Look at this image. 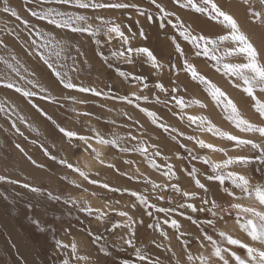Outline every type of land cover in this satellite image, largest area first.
Instances as JSON below:
<instances>
[{"label":"snow or ice","instance_id":"obj_1","mask_svg":"<svg viewBox=\"0 0 264 264\" xmlns=\"http://www.w3.org/2000/svg\"><path fill=\"white\" fill-rule=\"evenodd\" d=\"M171 2L173 8L166 7L163 0H148V4L155 9V13H153L148 8L141 7L135 2H127V0H23L26 11L38 22L36 24L24 18L9 3V0H0V11L9 14L23 26L28 36V41L21 42V47L28 56L35 55L38 57L62 89L105 99L115 98L122 104L133 106L148 118L152 126L162 130L182 150L183 154L181 152L175 153L176 159L182 162L198 161L202 166H207V170L201 172V169L195 165L191 168L182 167L177 169L170 162L172 157L163 153L159 145L150 142L152 137L148 135L144 125L126 112L123 115L131 123L121 125L129 129L127 134L123 136L115 132L107 136L94 128L89 129L91 134H81L60 126L35 103L34 98L50 103H59L60 99L69 100L73 104H84L87 101L77 100L75 96L62 95L59 98L54 96L39 80L34 79L35 72L30 70L15 54H10L9 57L0 55V63L6 69L5 72L0 73V87L13 90L23 97L36 111L40 112L42 116L56 126L57 130L66 138L70 147L80 149L81 154H89L99 161L101 165L114 169L119 175L126 177L129 181L142 183L146 187L141 191L127 187L112 186L106 182L101 183L91 178L89 172L82 170L78 163L69 161L67 157L60 158L58 163L70 170L73 175L82 178L89 185H95L114 193L118 192L122 196L127 194L129 198H132V203L130 206L126 205L125 207L130 210H120L111 205H108L106 209L94 208L82 199L77 200L71 195L63 197L54 195L51 191H46L29 183H23L20 186L39 195H44L46 192L49 200L62 201L65 205L78 207L81 212L93 217L98 222H104L110 214L123 218L122 221L114 223L113 231L122 229L126 230V232L118 237L120 242L113 243L112 247L118 251H123L125 246L133 249L139 264H161V262L158 258L153 259L148 255L145 251L146 246H138L136 226H143L145 222L142 218L137 219L134 212L131 211L137 208L142 209L143 215H147L150 218L154 217L152 222L148 223L146 227L158 233L164 241H168V244L165 245L155 239L151 240L150 243L155 248H163L171 253L170 264L172 261H174V264H230L226 256L234 260L235 264H264V181L253 184L249 177L235 170L236 168H247L254 162L264 165V53L258 50L250 36L242 29L236 16L219 0H171ZM240 3L246 6L247 15L252 23L264 24V0H240ZM29 5L32 6L29 7ZM257 5H259L260 10H257ZM107 9H135L140 16L148 20H152L155 15L159 19V27L161 29L170 26L174 30L175 35L171 37V42L175 52L181 59V64L177 67L175 63H170L168 66V71L172 75L169 84L166 85L157 81L150 85L142 77L115 67L117 75L123 81H134L137 84H142V87L138 92L134 91L131 94L113 97L110 92L106 93L79 80L80 62L78 56L82 55L81 49L78 44L62 38L60 33L80 34L91 38L96 45L98 55L109 68H113L114 65L109 63V57L101 49L104 42L111 45L113 40L119 42L117 50L111 52V56L115 60L133 64L135 59L143 57L145 62L156 70L157 74L165 68V65L161 63L150 48L132 46L131 39L136 34L131 33V29H128L131 35L126 34L121 24L117 23L114 18L101 14L102 10ZM173 9L193 13L197 17H202L215 25L221 26L223 31L215 35H208L198 31L190 22L185 21L178 11ZM39 22H44L45 25L51 27L45 29L40 26ZM56 30H60V33ZM5 33L14 36L17 41L20 40L19 34L13 29H6ZM101 35L106 38L104 42L100 39ZM139 36L146 39L143 29L140 30ZM181 40L188 45V51L182 46ZM0 47H8L4 43L2 36H0ZM73 52L76 55H73ZM232 57H243L244 62H233ZM196 58L202 59L210 70L225 78L232 87L240 89L242 93L251 99L253 102L251 107L258 114L259 123L245 118L237 103L234 102L228 93L213 82L207 74L198 70L195 62ZM84 63H87V61L85 60ZM180 73H184L191 82L202 88L224 120L235 129H238L240 133L252 134V136L246 138L225 131L218 127L207 115L189 114L187 109L193 107L206 109L208 105L200 99L188 95L187 86L182 85L178 81ZM150 87L162 94L163 98L159 94H153L150 99L145 91ZM142 103L144 105H163L179 121H186L188 127L194 126L193 134H187L170 125L157 111L142 106ZM60 106L63 107V105ZM70 110L77 115H91L88 112H77L75 108ZM109 111H112V109H109ZM0 113H3L10 121L12 129L18 135L24 136V132L17 126V121L32 129V126L27 123L26 118L14 104L0 101ZM109 123L115 124V121H109ZM137 125L138 128L136 130L139 135L132 132L133 127ZM196 132L208 133L221 141L230 142L232 147L229 149L206 142L195 135ZM25 138L27 139V137ZM186 142L197 145L199 150L220 153L224 158L213 160L209 155L203 154L202 151H194ZM32 143L35 144L36 141L33 140ZM94 145L110 147L123 154H138L151 169L160 173L164 178V182L157 183L141 172L139 166L132 173L122 172L114 164L106 163L102 158L101 152ZM16 147L21 152H24V149L19 144ZM41 148L49 159L57 160V157L51 155L43 145H41ZM245 148L255 150L258 156L229 154L230 150L239 152ZM25 155L27 156V153ZM158 158L163 163H159ZM28 159L36 167H44L41 164H37L31 156H28ZM124 163L133 165L136 162L133 159H127ZM178 172H183L190 177L195 189L198 191L182 189L178 183ZM61 179L72 187L82 190L83 193H88L89 191L88 188L78 183L75 179L70 180L67 175L62 176ZM203 181L216 182L217 186L222 189L223 195L227 197V200L218 202L215 195L211 194L210 186ZM0 182L20 184L19 181L2 175H0ZM226 182L231 187L226 186ZM147 186H150V189ZM169 191L179 194L184 199L173 206L172 197L164 195L165 192ZM91 194L95 195V193ZM5 199H7L6 196ZM243 199H254L258 202L259 208L245 206L236 202ZM165 202L168 206H161ZM119 203L120 201H117V204ZM28 207L31 209L32 206L29 205ZM234 212L235 223L247 235L250 242L234 238L233 235L224 230L217 233L220 238L218 241L213 235L204 230L203 226H211L215 229L218 222L225 221L226 217H232ZM196 213H207L211 218L199 219L192 215ZM160 214L163 215V219H161ZM177 217L186 219L197 226L200 235L194 239L200 249H207L210 246L211 251L207 255L204 252L198 255L193 254L191 241L187 238L191 233L182 230L183 225ZM34 223L41 231L45 230L41 227L38 220L34 221ZM165 226L172 231L177 241L181 244L182 257L177 256L171 247V237L169 232L165 230ZM81 231L86 232L92 238L93 243L99 244L100 236L94 234L90 228H82ZM52 232L54 233L55 229H52ZM53 239L57 250L64 256L61 264H79L80 261L88 260L87 256L80 254L75 238L70 243L55 239L54 235ZM223 244L232 247L222 246ZM233 247L245 250L246 258H242L236 251H233ZM99 250L106 256L112 254L104 245H100ZM124 264H128V261H124Z\"/></svg>","mask_w":264,"mask_h":264},{"label":"rangeland","instance_id":"obj_2","mask_svg":"<svg viewBox=\"0 0 264 264\" xmlns=\"http://www.w3.org/2000/svg\"><path fill=\"white\" fill-rule=\"evenodd\" d=\"M219 1L228 10H231L232 8L239 9L240 12L244 13L246 20L249 17L247 15L246 6L241 4L240 0H232L233 5H231V0L230 2L229 0L228 2H222L223 0ZM9 3L15 7L24 18L31 20L33 24L38 23L26 11L23 0H9ZM31 6L32 5H29V7ZM257 10H260L259 5H257ZM138 20L139 19H137L136 22L139 24L143 22ZM39 24L45 29H49L51 27L45 25L44 22H39ZM213 24L214 23H212L211 26H215ZM206 26L208 25H205V27ZM256 26L259 25L257 24ZM6 29H13L19 34L20 40L17 41L14 36L6 34ZM56 31L60 33V30ZM60 35L62 38L70 40L74 44H78L81 49L82 55L78 56V60L80 62L79 80L83 81L86 85L95 86L106 93L110 92L112 95H123L119 92L121 91L119 86L117 90L114 88L112 79H115L116 76L110 72L108 69L109 67L103 63L102 59L98 55L96 45L93 43L91 38L67 32L60 33ZM0 36L3 37L4 43L8 46L7 48L0 47V55L9 57L10 54H15L17 58L20 59L30 70L35 72L34 79L39 80V82L43 86L47 87L54 96L58 98L62 95L75 96L77 100H81L80 98L82 97V100L84 99L87 101V103H84V112H91V115L82 116L79 120L75 121V112L70 110L75 108V104L71 101L60 99L59 103H50L34 98L35 103L47 112L48 115L57 122V124L81 134H91L89 132V122L94 120L100 129L103 127L100 130L102 134L109 136L107 133L108 129L110 134L114 132H117L120 135L123 134L121 125H125L126 120L125 116L122 114V108L119 107L122 103L112 99H105L103 97H95L90 94L78 93L74 91L70 92L62 89V87L55 82L51 72L38 59V57L35 55L28 56L21 47V42L28 41V37L23 29V26L20 25L15 18L11 17L9 14L3 13L2 11H0ZM102 37L103 35L100 37L101 40ZM263 41L264 40L262 39V43ZM114 46L115 43L108 45L110 53L114 51ZM83 47H86V49H83ZM111 48H113V50ZM73 55H76V53L73 52ZM85 60H89V62L85 64ZM109 63H112L110 59ZM203 66L205 67L207 65L202 62L201 67L203 68ZM207 68L209 67L207 66ZM207 68L205 67V69H203L207 70L209 74L216 76L215 72H211L209 71L210 68ZM5 71V66L0 63V73ZM100 81L102 82L100 83ZM108 88L112 92L110 90L108 91ZM229 89L231 90V88ZM229 89L227 85V90ZM124 93L129 94L126 92ZM243 95L246 96L245 94ZM244 98H242V100ZM0 101H6L14 104L20 113L26 118L27 123L32 126V129H29L24 124L17 121V126L24 132V136H20L14 129H12L11 123L5 115L0 113V175L20 182V184L0 182V264H61V260L64 256L57 250L53 235L55 236V239L63 240V234L65 232L62 228H68L67 230L71 231L69 239L68 241L66 239L67 242L65 243H70L72 241L74 237H71V235H73L76 231H79L77 234H82L90 240V243L92 244L91 246H93V248L91 247V252H93L92 254L94 256L90 259V264H93V261L95 264L98 263L101 257L106 259L103 253L99 250L98 244L93 243L92 238L89 237L86 232H82L81 229L90 228L94 234L99 235L101 239H105L101 236H109L110 233L106 234L107 231L103 232V229L111 230L113 228L114 223L117 222L114 215L108 216L104 222H99V226L97 227L96 224H98V221H95L93 217L87 216L86 213L81 212L78 207L65 205L62 201L49 200L46 192L44 195H39L20 186L23 183H29L34 186L41 187L46 191H51L54 195H60L62 197L68 195L72 196V194L77 191L82 192L61 179L64 175H67L70 180L75 178L70 170L64 168L58 163L60 158L67 157L68 154H71L73 158H75V156L80 154V149L70 147L66 138H64L57 130L56 126L42 116L40 112L36 111V109L27 103V101L18 93H15L10 89L0 87ZM106 103H109V109L112 108L111 106L113 104L118 107V111H115L114 115H111L113 113L112 111H109L108 114H110L112 118H108V114L103 111V107L106 106ZM241 104H243L242 107H245V109H251V105L248 107L244 105V103ZM60 105H63V107ZM109 121H115V124L109 123ZM136 127L138 128V126ZM183 132H185L184 129ZM208 135L210 136V134ZM25 137H27V139ZM33 140L36 141L35 144L32 143ZM187 143L189 145L192 144L191 142ZM17 144L24 149V152H21L16 147ZM41 145L47 148L51 155L56 156L57 160L49 159V157L44 154ZM25 153H27V156ZM28 156H31L37 164H41L44 167H36V165L28 159ZM173 156H175V153H173ZM73 158L69 161L74 162ZM258 167L260 168L261 177H264V170H262L264 169V165L259 164ZM260 180H264V178H254L253 184L261 182ZM82 184L84 187L88 188L87 182ZM212 194L214 193L212 192ZM5 196L7 199H5ZM217 201L221 202L223 200L220 198ZM29 205L32 206L31 209H29ZM203 218H205V216L200 214L199 219ZM37 220L40 222L41 227L45 229L44 231H41L34 223V221ZM234 222L235 213H233V216L231 217V229L233 228L232 225L236 224ZM52 229H55L54 233L52 232ZM230 233L234 238L240 237L241 240L243 239L242 241L250 242V239L246 237L247 235L243 231H241L244 235L242 236L243 238L238 235V232L234 233V230H230ZM101 239L99 245L102 243L107 244V242H102ZM224 245L228 247V245ZM208 249L209 248L205 250L210 252L211 250ZM232 250L236 251L242 258H246L245 250L235 247H233ZM145 251L147 252L146 249ZM130 255L135 257L134 252ZM153 257L155 259L158 258L159 260L162 259L160 256L158 257L154 255ZM226 258L229 259L230 264H235V261L230 257L226 256ZM112 259L113 261L116 260V256L114 255L109 262H111ZM131 264L139 263L132 262Z\"/></svg>","mask_w":264,"mask_h":264},{"label":"crops","instance_id":"obj_3","mask_svg":"<svg viewBox=\"0 0 264 264\" xmlns=\"http://www.w3.org/2000/svg\"><path fill=\"white\" fill-rule=\"evenodd\" d=\"M127 2H135V3L139 4V5H141V7L148 8V10L150 12L155 13L154 7H152L151 5L148 4V0H136V1H134V0H127ZM163 2H164V4H165L166 7L173 8V5H172L171 0H163ZM222 2H228V0H223ZM229 2H230V0H229ZM231 5H233L232 4V0H231ZM173 10L178 11V13L181 15V17L185 21L190 22L193 25L194 28H196L198 31H202L205 34L215 35V34L223 31V30H221L222 27H220L218 25H215V24H213L215 26H211L212 23H210L209 21H207L206 19H204L202 17H197L193 13H190V12H187V11L178 10V9H173ZM101 14L104 15V16H106V17L108 16V17L114 18L117 23H120V24L122 23L121 26L125 30L126 34L131 35V33H135L136 34L135 37L131 39L132 46L133 47H138L139 46V47H148V48H150L154 52V54L158 57V59L160 58L159 60L161 61V63H163L165 65V68L163 69V71L160 72L159 74H157L156 73V70L153 69L147 62H145V59L143 57H140V58L135 59V62L133 64H126V63H124L122 61L115 60L114 58H112L111 53L109 52V49H108V45L109 44L106 43V42H104L106 40V38L103 36L101 41L104 42V43H103V48L101 50L104 52V54L106 56L109 57V59L112 61V64L114 65V67L112 69H110V68H108V69L110 70V72H112L113 74H115L118 82L121 84V91H119V92L122 93L123 95H125V93H124V89L125 88H129V87L135 88L136 85H138L136 88L140 89L142 87L141 86L142 84H137L134 81L133 82H125V81H123L122 78H120L117 75V73L115 71V67H119L123 71L132 72L135 75H138V76L142 77L143 80L147 81L150 85L153 84V83H155V82H157V81L162 82L163 80L164 81H167V83H170V80L172 79V75L168 71V66L170 65V63H175L177 65V67H179L180 64H181V59L178 56V54L175 52L174 46L172 45V42H171V37L173 35H175L174 30H172L170 28V26L169 27H165L166 29L165 28L161 29L159 27V19H158L157 16L154 15V18L152 20H148L145 17L140 16L136 12L135 9H123V10L107 9V10H102V13ZM136 18L137 19L142 18V19H140V21H143V22L141 24L137 23L136 22V20H137ZM247 20H248V22H250V18L249 17L247 18ZM256 24L259 25L260 23H256ZM205 25H208V26L205 27ZM240 25H241L242 29L244 31H246L247 34L250 36V38L252 39V41L255 44V46L258 49L260 48L259 50L262 51V47H261L262 45L261 44L264 45V41H263V43L261 41H262V39H264V36H263L264 35V30H263L264 29V24L263 25L260 24V26H256L255 27V29L257 28L256 34L258 35V37L255 36L256 34H255L254 30L252 31L253 34L251 33V31H248L246 29L247 27H245V25L243 24L242 21L240 22ZM260 27H261L262 31H261ZM128 29H131V33L128 32ZM141 29H143V31L145 33V36H146V39L145 38H141L139 36V32H140ZM258 29H260L261 32L258 31ZM165 33H166V35H165ZM252 35H253V37H252ZM255 38L258 39L260 43L258 42V40H255ZM180 42H181L182 46H184L185 50L187 51L188 50V45H186V43L183 42L182 40ZM113 43H115V46L117 45V47H118L119 43H118L117 40H113ZM115 46H114V50H115ZM83 49H86V47H83ZM111 49L113 50V48H111ZM231 59H232L233 62H244L243 61V57H232ZM86 61H87V63L89 62V60H86ZM195 62L197 64L198 70L200 72L205 73L208 76H210V78L213 81H219V78H220V81L221 82H224L227 85L229 84L228 89L231 88V90H233V91H231L229 89L227 91V93L229 94V96L232 99L234 98V100H235V97H233V96H237V98L240 100L239 103H244V105H246L248 107L253 103L250 98H248L247 96H244L243 95L244 93H242V91L240 89H237V88L232 87V85L227 80L225 81V78H223L219 74L216 73V76L213 75V77H211L212 74H209V72L207 70H204L201 67L202 62H203L202 59L196 58ZM87 63H85V64H87ZM133 69H135V70H133ZM211 72H214V71L211 70ZM179 77H180V79H179ZM179 77H178L179 82L182 85H186L187 86V88H188V95L194 96L195 98L200 99L202 102H204V103H206L208 105V107L206 109H203L204 111L202 109H199L198 107H193V108L187 109V111H188L189 114H195V115H197L198 111H202L201 113L199 112L198 115H201V114L207 115V116H209L210 119H212V121L214 123L216 122V123H219V124H222V125L229 126V128L231 130H233L237 135H242V136H244L246 138L252 136V134L239 133L238 132L239 131L238 129H235L226 120H224L223 119V116L219 113V110L214 107V105L210 101V98L202 90V88L199 87L198 85H196L195 83L191 82L186 77V75L184 73H180ZM223 79H224V81H222ZM113 86H114V88L116 90L118 89V85H114L113 84ZM145 91H146V94L149 95L150 99L152 98L153 94H159L152 87H150L148 90H145ZM159 95L162 96V94H159ZM112 96L113 97H118L119 95L118 94H113ZM162 98H163V96H162ZM242 98H244V99L242 100ZM112 100L118 101L117 99H112ZM125 105L126 104L119 105V107L122 108V114H123V112L125 113V111L127 110L126 113H129L128 111H130V113L128 115L131 114L132 117H133V115H137V117L139 116L137 118V121H139L140 124H144V129L147 131L148 135L151 136V137H153L151 139V141H150L151 143H155V144L159 145L160 148L162 146L161 150L163 151V153H165V154L168 153L167 155L169 157L172 156L173 157L172 160H175L176 159L175 156H173L172 153L181 152V154H183L182 150L178 148V146L175 144V142L171 141L168 138L167 134H164L162 132V130L157 129L155 126H152L151 123H150V121L148 120V118L143 113H141L138 109L132 107L131 105H126L127 107ZM108 106H109V103H106V106L103 107L104 112H107L106 114L109 113V107ZM143 106H144V104H143ZM145 106L148 107V108H151L152 110L157 111V113L167 123H169L170 125L175 126L180 131H183V129H185V133H187V134H193V128H194V126L193 127H188L186 121H184V122L179 121L175 116L172 115V112H170L163 105L160 106L158 104H154V105L153 104H147ZM242 106H240L241 107L240 110L242 111V113H244L245 118L248 117L252 112L255 115L258 116V114L255 113V111H254V109L252 107H250L252 109V112L250 113L249 111H247L245 109V107H242ZM75 107H76V104H75ZM106 110H108V111H106ZM115 111H118V107H116L115 104H113L112 105V113L113 114H111V115H114ZM173 111H175V109H173ZM247 112H249L250 114L247 113ZM107 117L108 118H112V116H110V114H108ZM125 120H126L125 125L131 123V121H129L127 119V117H125ZM145 120H146V123H145ZM255 122L256 123H259L260 121H255ZM122 129H123L122 136L123 135H126L127 132L129 131L126 127H122ZM136 129H137L136 126L133 127L132 132H133V134L138 135V132H137ZM108 130H107V133L110 136L111 134L108 132ZM199 134L207 135L208 133H199V132H196L195 133V135H197V136ZM144 138H147V137H144ZM214 138L217 139V140H219L216 137H214ZM159 139H161V140L159 141ZM157 141H158V143H157ZM166 141H168V144L170 143L169 146H168V144H167ZM162 142L164 144H166L168 147L166 145H164V144H161ZM224 142L226 143V145L229 146L228 148L231 149V147H232L231 146V143L230 142H227V141H224ZM173 146H175L176 150H175V148ZM165 147H167V148H165ZM169 147L171 148V150H170ZM167 149H168V151H167ZM169 152H171V153L169 154ZM239 152H241V153H243L245 155H248V156H258V153L255 150H250L248 148L242 149ZM233 153L235 155L238 154V152H236V151H234ZM106 155L107 156H111L112 159H114L113 157H115V159H114L115 161L112 160L113 161L112 164H114L116 166V168H118V167L123 168L124 167L122 172H128L129 171V173H132V172H134L135 168L137 166H139L140 169L143 168V170H145V171H142L141 170L142 172H144L145 174L146 173L148 174V172H149V175L150 176H153V174H160L159 172L151 169L147 165V163L143 161V158L140 157L138 154H135V153H133V154H123V153H119V152L111 149L110 147H107V153H106ZM76 157L77 156H75V158ZM68 159L70 160V158H68ZM127 159H133L136 163L133 164V165L125 164L124 161L127 160ZM158 160H159V158H158ZM176 160H177V164H179L181 168L182 167L191 168L193 165H195L198 168H199V165L201 166V164L198 161H191V162H189V161H183L182 162V161H180L178 159H176ZM119 161H120V163H119ZM158 162L159 163H163L160 160ZM258 166H259V163L258 162H254L253 164L249 165L247 168H236L235 170L238 171V172H240V173H242V170H246V172L249 171V173L252 174L254 176V178H257V179L264 178V177H261L262 175L260 174L261 172H260V168ZM204 167H205V170H207V166H204ZM200 169H201V172H203L202 167H200ZM181 173H182V175L184 177H181L179 179L178 183H179V185H181V187L183 186L182 189L187 190L188 187L191 186V187H193V189H192L193 191H198L197 189H195L194 184H193L192 180L190 179V177H188L187 175H185L183 172H181ZM178 175H179V172H178ZM92 178L100 181L101 183H105L106 182V183H108V184H110L112 186H118V187H123L124 186V187L130 188V189H133V190H141V191H143L144 188L146 187L142 183H137V182H134V181H129L126 177L119 175L114 169H111V168H108L106 170L105 174H103V175L98 176L96 174H93V177ZM150 178L152 179V177H150ZM116 179H117V182H116ZM260 181H264V180H260ZM121 182H123V183H121ZM174 182H176V181H174ZM204 182L207 183L210 186V188H211V194H212V192L214 194H216V195L220 194V198L222 200H227V197H225L223 195L222 189L217 186V183L216 182H212V181H204ZM187 183H189V184H187ZM226 186L231 187L229 184H227V182H226ZM87 187L89 189L88 192L95 193V195L97 197L99 196L98 197L99 199H101L102 201H105L107 204H110L111 203V205H114L116 208L119 207L118 209L130 210V209H126V207H123V206H126V205H131V202H132V198H129L127 196V194H125V195L122 196L118 192L114 193V192L108 191V190H106L104 188H101V187H98V186H95V185H89V184H87ZM134 187L136 189H134ZM147 187L150 189V186H147ZM164 195L166 197H168V196L173 197L172 198L173 201H174V205L173 206H175V204L180 203L184 199L179 194L171 193L170 191L169 192H165ZM117 201H120L121 202L120 205L117 204ZM197 203H199V201H197ZM161 206H168V204L165 202V203H162ZM131 211L134 212V215L135 216L137 215L136 216L137 219H141L142 218L144 220V222H145V225H143V226L142 225H137L136 226V228H137V241H138V246H141V245L142 246H146L145 249L147 250L148 255L150 257H152L153 259H155L153 257L154 255L155 256H158V257L160 256L162 258L160 260L161 264H170L171 253L165 251L163 248H160V249L155 248L150 243L151 240L155 239V240H157L159 242H163L166 245L168 244V241H164L163 238L160 237L158 233L153 232L151 229H148L146 227V225L148 223L152 222V220L154 219V217L150 218L147 215H143L142 209H140V208L135 209V211L134 210H131ZM200 214L204 215L205 217L211 218L210 215L207 214V213H196V214H192V215H194V217H196V218H199V215ZM112 215H114L116 217L117 221H121V220H119L118 216L115 215V214H110L109 216H112ZM160 215H161V219H163V215L162 214H160ZM177 218L180 219V222L183 225L182 230H186L187 232L191 233V235L188 236L187 238L191 241V250L193 251V254L194 255H198L201 252H204V254H205L207 252V250L200 249L198 243L194 239L196 236L200 235V232H199V229L197 228V226L191 224V222L188 221V220H186V219H183L181 217H177ZM224 225H226V226H224ZM203 227H204V230L205 231H207L210 235H213L214 238H216L219 241L220 238L217 235V233L219 231L224 230V231H227L230 234L231 217H226L225 218V221L218 222L215 229H213L211 226H203ZM165 230H167L169 232V236L171 237V247L174 249V251L176 252L177 256H181L182 257L183 256V252H182V246H181V244L177 241L176 237L173 235L172 231L167 228V226H165ZM106 231H107L106 234L110 233V235L109 236H101V237L105 238V239H101V241L102 242H107V244H104V243L101 242L102 244H100V245H104L107 248V250L110 251L112 254L110 256H106L101 251L103 253V255L106 257L105 261L102 264H124V261H128V264H131L132 262L139 263V261H137V259L135 257H133L132 255H130L132 252H134L133 249L128 248L127 246H125L123 251H118V250H116V249H114L112 247L113 243L120 242L118 240V237L120 235L124 234L126 232V230L117 229L114 232L113 231V228L111 230H109V229H103V232H106ZM76 232H79V231H76ZM100 245L98 244V248H99ZM222 246H225V245L223 244ZM228 247H230V246H228ZM92 248H93V246H92ZM208 248L210 249V246ZM176 249H178V251ZM114 255L116 256V260L113 261V259H112V261L109 262ZM167 255L169 256V258H168ZM99 261L96 264H99ZM93 264H95L94 261H93ZM171 264H174V261H172Z\"/></svg>","mask_w":264,"mask_h":264},{"label":"bare ground","instance_id":"obj_4","mask_svg":"<svg viewBox=\"0 0 264 264\" xmlns=\"http://www.w3.org/2000/svg\"><path fill=\"white\" fill-rule=\"evenodd\" d=\"M229 11H231L235 16H236V18L238 19V21H239V23L242 21L243 22V24L245 25V27H247L246 29L248 30V31H251V33H252V31L254 30V32H255V34H256V30H257V28L255 29V27H256V25L257 24H253L251 21V23L250 22H248V20H246L245 19V16H244V13L243 12H240V10L239 9H234V8H232L231 10H229ZM133 16V15H132ZM139 16V15H138ZM137 19V18H136ZM135 19V20H136ZM140 19H142V18H140ZM139 19V20H140ZM138 20V21H139ZM204 23V22H203ZM122 24V23H121ZM263 25V24H262ZM259 26H260V24H259ZM166 29V28H165ZM260 29H261V27H260ZM260 29H258V31H260ZM264 30V29H263ZM261 31H262V29H261ZM260 31V32H261ZM165 32V31H164ZM246 32V31H245ZM247 33V32H246ZM250 33V34H251ZM253 34V33H252ZM254 34V35H255ZM165 35H166V33H165ZM255 36H257L258 37V35L256 34ZM264 36V35H263ZM28 37V36H27ZM252 37H253V35H252ZM263 38V37H262ZM255 40H258V39H256L255 38ZM254 40V41H255ZM264 40V39H263ZM257 42V41H256ZM258 42H259V40H258ZM262 42V41H261ZM112 43H113V41H112ZM119 43V42H118ZM117 43V44H118ZM186 43V42H185ZM260 43V42H259ZM173 45V44H172ZM187 45V44H186ZM262 46V53H264V45L263 44H261ZM184 47V46H183ZM259 47V46H258ZM117 45L115 46V50H117ZM260 49V48H259ZM258 49V50H259ZM188 51V50H187ZM20 53V52H19ZM160 59V58H159ZM179 60V59H178ZM135 65V64H134ZM201 65V64H200ZM206 65V64H205ZM206 68H207V66H205ZM205 67L203 66V68L205 69ZM134 68V67H133ZM207 69H209V68H207ZM133 70H135V69H133ZM209 71H211V70H209ZM135 72V71H134ZM219 76V75H218ZM107 77V76H106ZM210 77V76H209ZM211 77H213V75L211 76ZM107 79H108V77H107ZM179 79H180V77H179ZM103 80H104V78H103ZM113 80V83H114V85H118L120 88H121V84L118 82V80H117V78L115 77V79H112ZM111 80V81H112ZM111 81H109V82H111ZM179 81V80H178ZM222 81H224V79L222 80ZM225 81H226V79H225ZM102 81H100V83H101ZM103 82H105V81H103ZM163 83H165L166 85L167 84H169V83H167V81H162ZM213 82H215L216 84H218L224 91H228L227 90V84H225V83H223V82H221L220 81V78H219V81H213ZM108 83V82H107ZM112 83V82H111ZM103 84V83H102ZM109 84V83H108ZM108 84H107V86H108ZM138 85H136V87H137ZM142 86V85H141ZM193 86V85H192ZM228 86H229V84H228ZM134 87V86H133ZM131 88V87H129V88H125L124 89V92H126V93H132V92H134V91H139L140 89H138V88ZM195 88V87H194ZM110 89L108 88V91H109ZM148 90V89H147ZM151 90V89H150ZM192 90V89H191ZM107 91V90H106ZM111 91V90H110ZM231 91H233V90H231ZM112 92V91H111ZM157 92V91H156ZM197 92V91H196ZM200 94V93H199ZM231 94V93H230ZM229 95V94H228ZM80 97V96H79ZM233 97H235V100H234V98H233V100H234V102H236L237 103V106L239 107V108H241L240 106H242L243 104H241V103H239L240 102V100L236 97V96H233ZM81 100H82V97L80 98ZM84 100V99H83ZM103 101V100H102ZM117 104V103H116ZM154 105V104H153ZM84 104H76V107H75V109L77 110V112H84ZM110 106V105H109ZM108 106V107H109ZM126 106V105H125ZM145 106V105H144ZM112 107V106H111ZM127 107V106H126ZM152 107V106H151ZM125 108V107H124ZM131 108V107H130ZM88 109V108H87ZM105 109V108H104ZM112 109V108H111ZM128 109V108H127ZM149 109H151V108H149ZM197 109V108H196ZM211 109V108H210ZM121 110V109H120ZM136 110V109H135ZM152 110V109H151ZM203 110V109H202ZM246 110L247 111H249L250 113H251V109H249V108H246ZM86 111V110H85ZM104 111V110H103ZM106 111H108V110H106ZM122 111V110H121ZM124 111V110H123ZM127 111V110H126ZM125 111V112H126ZM204 111V110H203ZM87 112V111H86ZM129 113H130V111H128ZM188 112V111H187ZM199 112L201 113L202 111H198V113H197V115L199 114ZM249 112H247V113H249ZM91 113V112H90ZM105 113H107V112H105ZM124 113V112H123ZM128 113V114H129ZM136 113V112H135ZM207 113V112H206ZM249 113V114H250ZM138 114V113H137ZM203 115V114H202ZM243 115H244V113H243ZM246 115V114H245ZM74 116H75V121H77V120H79V118H81L82 117V115H77L76 113L74 114ZM129 116H131V114L129 115ZM166 116V115H165ZM139 117V116H138ZM137 115H133V118L134 119H136L137 120ZM141 117V116H140ZM142 118V117H141ZM247 119H249L250 121H253V122H255V121H259L258 120V118H257V115H255L253 112L248 116V117H246ZM143 119V118H142ZM141 119V120H142ZM81 120V119H80ZM87 120H89V119H87ZM91 120V119H90ZM69 122H73V121H69ZM145 123H146V120H145ZM74 124V123H73ZM215 124L218 126V127H221L223 130H225V131H228V132H231L232 134H236L233 130H231L230 128H229V126H227V125H222V124H219V123H216L215 122ZM71 125V124H70ZM144 125V124H143ZM148 126V125H147ZM152 127V126H151ZM89 128L90 129H92V128H94V129H97V130H101L97 125H96V121H94V120H92V121H90L89 122ZM119 128V127H118ZM127 128V127H126ZM120 129H121V127H120ZM185 130V129H184ZM101 132V131H100ZM239 132V131H238ZM240 133V132H239ZM126 134V133H125ZM138 135H139V133H138ZM237 135V134H236ZM160 136V135H159ZM240 136H242V135H240ZM198 137L199 138H201V139H204L206 142H209V143H213V144H216V145H218V146H221V147H226V148H228L229 146L228 145H226V143L224 142V141H221V140H217V139H215L214 137H212L211 135L209 136L208 134L207 135H203V134H199L198 135ZM242 137H244V136H242ZM153 138V137H152ZM165 139V138H164ZM163 139V140H164ZM161 139H159V141H160ZM165 141V140H164ZM163 141V142H164ZM161 143V144H164V143ZM167 142V144H168V141H166ZM157 143H158V141H157ZM187 143V142H186ZM164 145H166V144H164ZM170 145V143L168 144V146ZM95 147H97V150L99 151V152H101V154H102V158L105 160V162L106 163H113V161L112 160H114L115 159V157H113L114 159H112V157L111 156H107L106 155V153H107V147H105V146H100V145H94ZM167 146V145H166ZM167 146V147H168ZM167 147H165V148H167ZM172 147V146H171ZM174 148H175V146H173ZM189 147H192L193 149H194V151H202V153L203 154H207V155H209L210 156V158L211 159H213V160H221V159H223L224 157H223V155L222 154H220V153H211V152H208L207 150H199L198 149V146L197 145H194V144H190L189 145ZM161 148H162V146H161ZM170 148V147H169ZM178 149V148H177ZM170 150H171V148H170ZM175 150H176V148H175ZM167 151H168V149H167ZM163 152V151H162ZM234 152V151H233ZM232 151H230L229 152V154L230 155H235L234 153H233ZM171 152H169V154H170ZM168 154V153H167ZM173 154V153H172ZM238 154H243V153H241V152H238ZM243 155H245V154H243ZM250 155V154H249ZM128 157V156H127ZM132 157V156H131ZM172 157V156H171ZM67 158H73L71 155H67ZM129 158V157H128ZM74 159V162H76V163H78V165L81 167V169L82 170H84V171H87V172H89V174H90V176H91V178L93 177V174H96V175H98V176H100V175H103V174H105V172H106V170L108 169V167H106V166H104V165H101L100 163H99V161H97L94 157H92V156H90L89 154H87V153H84V154H79V155H77V157L76 158H73ZM172 159H173V157H172ZM170 160V162L171 163H173L175 166H176V168L177 169H180L181 167H180V165L179 164H177V161L176 160ZM175 159V158H174ZM115 161V160H114ZM159 161V160H158ZM116 163V162H115ZM119 163H120V161H119ZM127 166V165H126ZM125 166V167H126ZM200 167H202V170L203 171H205V167L204 166H200L199 165V168ZM121 171H123V168H121V167H118ZM128 168V167H127ZM126 169V168H125ZM128 170V169H127ZM145 171V170H143V168H141L140 169V171ZM141 171V172H142ZM150 171V170H149ZM129 172V171H128ZM147 172V171H146ZM144 173V172H143ZM154 173V172H153ZM156 173V172H155ZM147 174V173H146ZM241 174H244V175H246L247 177H249L250 178V180H251V182L253 183V181H254V177H253V175L252 174H250L249 173V171L248 172H246V171H242V173ZM147 176H150L149 175V172H148V174H147ZM181 176L182 177H184L183 175H182V173L181 172H179V179L181 178ZM118 177V176H117ZM150 177H152V179L153 180H155L157 183H163L164 182V178L160 175V174H153V176H150ZM74 178H75V180L78 182V183H84L85 181H83L82 180V178H80L79 176H75L74 175ZM122 181V180H121ZM116 182H117V179H116ZM177 182V181H176ZM204 182V181H203ZM121 183H123V182H121ZM118 184V183H117ZM187 184H189V183H187ZM126 185V184H125ZM123 186V185H122ZM181 186V185H180ZM124 187V186H123ZM183 187V186H182ZM134 189H136L135 187H134ZM193 189V187H191V186H189L188 187V191H193L192 190ZM215 195V197L217 198V200L218 199H220V194H218V195H216V194H214ZM72 197L73 198H75V199H77V200H83V201H85V202H87V203H89L92 207H94V208H99V209H106L107 208V206L108 205H111V203L110 204H107L105 201H102L101 199H99L96 195H92L91 194V192H88V193H83V192H80V191H77V192H74L73 194H72ZM126 201V200H125ZM236 202H238V203H241V204H243V205H245V206H252V207H257V208H259V205H258V202L257 201H255L254 199H243V200H240V201H236ZM121 203V202H120ZM120 203H119V205H120ZM129 203V202H128ZM132 203V202H131ZM112 207H114V208H116L114 205H111ZM130 206V205H129ZM123 207H125V206H123ZM119 208V207H118ZM120 210H122V209H120ZM135 211V210H134ZM136 213V212H135ZM137 216V215H136ZM135 216V217H136ZM118 218H119V220H121L122 221V219L123 218H121V217H119L118 216ZM140 218V217H139ZM97 223V222H96ZM235 223V222H234ZM97 225V227L99 226V222H98V224H96ZM224 226H226V225H224ZM193 227V226H192ZM230 227V226H229ZM232 229H230L231 231H233L234 230V233H236V232H238V235L239 236H244L243 235V233H241V229L239 228V226L237 225V224H233L232 225ZM63 229V231L65 232L64 234H63V240H64V242H67L68 241V239H69V234H70V232L71 231H69V230H67L66 228H62ZM228 229V228H227ZM194 230V229H193ZM238 230V231H237ZM236 231V232H235ZM73 232H75V231H73ZM139 232V231H138ZM231 234V233H230ZM149 235V234H148ZM71 237H74L75 238V240H76V242H77V244H78V246H79V252H80V254L81 255H85V256H87L88 257V260L87 261H80L79 262V264H90V259H92L94 256H93V252H91L92 251V249H91V243H90V240H88L84 235H82V234H77V232H75L73 235H71ZM236 237V236H235ZM247 237V236H246ZM243 238V237H242ZM66 239H67V241H66ZM239 239H240V237H239ZM243 240V239H242ZM246 242V241H245ZM163 243V242H162ZM166 245V244H165ZM254 246H258V245H254ZM177 251H178V249H176ZM178 253V252H177ZM208 254V252H206L205 253V255H207ZM95 255V254H94ZM105 261V258L104 257H101L100 258V261H99V264H102L103 262Z\"/></svg>","mask_w":264,"mask_h":264}]
</instances>
